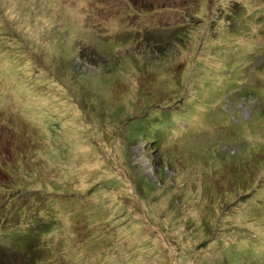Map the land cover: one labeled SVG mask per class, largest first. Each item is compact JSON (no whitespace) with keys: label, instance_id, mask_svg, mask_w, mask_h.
I'll return each instance as SVG.
<instances>
[{"label":"rangeland","instance_id":"1","mask_svg":"<svg viewBox=\"0 0 264 264\" xmlns=\"http://www.w3.org/2000/svg\"><path fill=\"white\" fill-rule=\"evenodd\" d=\"M25 243L264 264V0H0V245Z\"/></svg>","mask_w":264,"mask_h":264},{"label":"trees","instance_id":"2","mask_svg":"<svg viewBox=\"0 0 264 264\" xmlns=\"http://www.w3.org/2000/svg\"><path fill=\"white\" fill-rule=\"evenodd\" d=\"M24 245H25V248H23L21 246H17V247L20 248L21 251H24V252H26L28 254V256L25 255L22 258L23 263L24 264H38L37 260H36V254H35V252L33 250L32 245L31 244L29 245L27 243H25ZM3 250H5V249L2 248L1 245H0V264H14V263L11 262V259H12L11 255L6 253V252H4ZM31 253H32V255H31ZM14 256L18 257L19 256V252L14 250Z\"/></svg>","mask_w":264,"mask_h":264}]
</instances>
